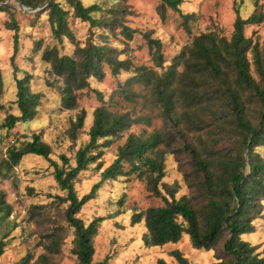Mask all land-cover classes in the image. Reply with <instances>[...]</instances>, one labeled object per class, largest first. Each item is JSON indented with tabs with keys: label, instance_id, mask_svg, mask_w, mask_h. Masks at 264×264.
Returning a JSON list of instances; mask_svg holds the SVG:
<instances>
[{
	"label": "trees",
	"instance_id": "trees-1",
	"mask_svg": "<svg viewBox=\"0 0 264 264\" xmlns=\"http://www.w3.org/2000/svg\"><path fill=\"white\" fill-rule=\"evenodd\" d=\"M6 1L0 0V4ZM18 1L27 7L33 2ZM127 1L114 0L102 10L97 3L85 7L80 0H39L42 5L46 4L42 15L58 45L63 39L75 43L68 28L69 16L89 26L88 40L77 45L71 56L61 55L56 47L41 52L51 79L47 86L54 87L57 83L61 107L75 112L66 131L72 142L85 120V113L77 112V94L90 89L91 79L100 81L104 77V66L113 76L131 72L132 61L119 58L128 44L117 51L106 43L105 35L93 32L119 31L118 35L126 42L131 41L134 31L122 23ZM252 1L253 10L246 18L234 7L229 40L212 33L200 34L166 65L160 43L146 36L147 43L154 48V68L134 69L107 101L97 93L101 105L92 114L87 143L74 150L72 157L61 154L58 161L51 160L52 149L43 140V132L13 140L6 159L0 164V178L9 180L13 169L26 157L42 159L52 168L53 180L63 193V196H52L47 208L38 205L29 212L30 219L44 227L38 242L44 253L33 264H53L50 257L60 253L68 231L72 233L69 256L75 264H92L93 238L103 218L91 216L90 221H85L81 210L96 198L104 183L128 176H135L150 196L161 201L160 206L135 212L130 217L131 226L143 223L141 242L146 249L176 245L186 236L194 250L214 253L213 264H264V251L258 252L259 246L246 239L264 221V156L261 154L264 150V40L253 42L244 35L245 28L263 23L264 14L258 1ZM157 2L161 18L166 10L176 12L182 27L188 31L195 15L180 12L183 0ZM38 7L36 4L32 9ZM7 9L0 7V12ZM97 14L99 17L94 18ZM5 28L13 32L10 63L15 100L11 105L16 113L7 114L1 125L9 132L36 118L42 95L31 91L30 74L20 72L21 76H17L19 71L14 59L18 53V26L11 19ZM96 36L105 39L98 40ZM40 49L39 44H34L32 55ZM2 93L0 75V97ZM153 121H159L161 127L147 137L146 130L138 135L130 133L117 147L112 163L102 168L100 158L105 150L133 126L151 128ZM169 156L173 157L186 190L178 198L181 185L162 182L164 163ZM90 166L97 171L98 181L79 196L77 176ZM28 194L34 195L32 190ZM124 199L123 195L116 202L117 207H122ZM51 212L53 215L49 216ZM9 213V207L0 198V225ZM2 239L0 257L6 248ZM171 257L176 264H191L178 251H173ZM21 263L29 264V259L25 257ZM156 264L167 263L158 260Z\"/></svg>",
	"mask_w": 264,
	"mask_h": 264
},
{
	"label": "rangeland",
	"instance_id": "rangeland-1",
	"mask_svg": "<svg viewBox=\"0 0 264 264\" xmlns=\"http://www.w3.org/2000/svg\"><path fill=\"white\" fill-rule=\"evenodd\" d=\"M59 0H55L57 2ZM83 6L92 4L102 7V10L114 3V0H80ZM264 14V0H257ZM39 0L30 2L29 7L34 8ZM157 0H128L122 16V23L134 31L132 39L126 42L119 34V31L110 34L108 31L94 32L96 35H105L106 43L121 51L128 44L120 59L132 61L130 73H119L111 75L106 66L103 67L104 77L97 81L91 79L90 89L77 94L78 111L85 113L83 128L77 133L75 142L66 132L69 126V119L75 112L65 110L60 105V91L58 84L54 87L47 86L51 80L47 74L48 66L41 60V52L45 48L56 47L61 55L71 56L77 45L88 40L89 26L69 16L67 19L68 28L73 34L74 42L71 44L63 39L58 45L52 38L50 27L45 16L42 15L43 5L30 12L19 11L11 0L0 4V7H7L5 12H0V75L3 82V93L0 97V164L6 159V151L15 139L21 135L30 136L34 133L43 132V140L52 149L51 160L58 161L61 154L70 158L73 151L87 143V132L92 124V114L100 107L101 102L97 93L103 101L122 85L132 75V71L141 66L154 68V48L147 40H157L161 45V54L165 65L168 64L184 46L191 43L192 39L200 34L212 33L217 37H224L229 40L232 34V25L235 19L234 7L239 8L240 16L246 18L253 10L252 0H183L180 7L182 14H194L195 18L188 25V31L182 27V20L178 13L166 10L163 18L160 17L157 9ZM98 18V14L93 16ZM18 26V53L14 59V66L19 73L27 72L31 75L30 89L33 93L42 95L40 112L36 118L27 124L17 125L7 132L1 125L7 114H15L16 111L11 105L15 100V87L13 81V69L10 63L13 48V32L6 30L5 23L10 20ZM244 35L251 38L253 42L261 43L264 40V21L258 26L245 28ZM97 39L104 40L102 36ZM34 44L41 46L36 55L31 51ZM157 70V69H155ZM158 71V70H157ZM96 92H93V91ZM139 108L136 109V112ZM126 112V111H124ZM161 127L159 121H153L151 128L144 126H133L125 133L121 140L113 143L109 149L103 152L100 158L102 168L108 167L116 154L118 146L122 145L130 133L135 135L146 130L145 137L149 136ZM264 156V150L261 151ZM73 161H71L72 164ZM93 166L77 176L76 190L81 196L87 193L91 186L98 181V173ZM128 170V167H124ZM165 177L162 182L168 185L177 182L181 185V177L177 173L173 157L169 156L164 163ZM52 168L42 159L26 157L18 167H15L9 180L0 178V198L5 206L9 207L10 213L0 225V239L6 244L4 253L0 257V264H22L21 260L27 257L29 264H33L38 255L44 253L38 247L40 234L44 227H39L34 219H30L31 208L34 206H48L52 202V196H63L58 191L51 175ZM32 190L34 195H29ZM186 190L181 185L180 192L176 198L185 194ZM51 195V196H49ZM125 196L121 208L116 202ZM161 205V201L150 196L142 182L135 176H128L117 182L104 183L93 201L87 203L81 210L82 218L90 221L91 216L102 217L98 233L93 238L94 257L92 264H156L163 260L167 264H176L171 257L173 251H178L191 264H213L214 253L196 251L191 247L188 237L183 236L176 245H166L160 248L146 249L141 237L145 229L143 223L130 225V217L135 212H141L150 207ZM63 210V207H60ZM53 212L49 214L52 216ZM68 231V230H67ZM71 231H68L60 247V253L51 256L53 264H75L69 256ZM247 241L254 246H259L258 252L264 251V221L257 224L255 233L249 235ZM264 257V253H262Z\"/></svg>",
	"mask_w": 264,
	"mask_h": 264
},
{
	"label": "bare ground",
	"instance_id": "bare-ground-1",
	"mask_svg": "<svg viewBox=\"0 0 264 264\" xmlns=\"http://www.w3.org/2000/svg\"><path fill=\"white\" fill-rule=\"evenodd\" d=\"M11 4L14 5L16 8H18L19 11L30 12L35 10L25 6L24 4L22 5L18 0H11ZM40 5H42V3L39 2V6Z\"/></svg>",
	"mask_w": 264,
	"mask_h": 264
},
{
	"label": "water",
	"instance_id": "water-1",
	"mask_svg": "<svg viewBox=\"0 0 264 264\" xmlns=\"http://www.w3.org/2000/svg\"><path fill=\"white\" fill-rule=\"evenodd\" d=\"M45 6H46V4L43 5V9H44Z\"/></svg>",
	"mask_w": 264,
	"mask_h": 264
}]
</instances>
